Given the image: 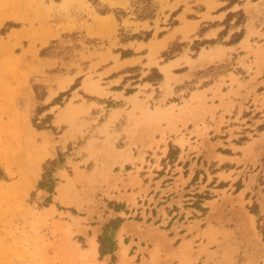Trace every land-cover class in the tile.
<instances>
[{
    "label": "rangeland",
    "instance_id": "obj_1",
    "mask_svg": "<svg viewBox=\"0 0 264 264\" xmlns=\"http://www.w3.org/2000/svg\"><path fill=\"white\" fill-rule=\"evenodd\" d=\"M99 1L109 9L128 6L127 0ZM157 1L160 14L153 21L118 22L113 13L100 14L91 0H0V264H264V243L249 210L258 211L264 225V0ZM185 19L197 24L190 38L194 25H184L161 51V59L154 48L147 55L149 63L157 64L182 54L184 65L173 71L182 76L169 71L163 75L150 66L139 79L143 68L129 67L121 71L127 74L122 84L130 81L125 93H133L138 81H147L156 95L160 85L167 87V94L173 88L168 100L180 103L193 91L207 88L199 92L198 101L209 107L217 100L209 86L218 83V91L223 88L225 98L237 100L238 108L227 113L226 120L220 117L215 130L213 116L202 117L177 138L170 135L147 151L143 165L152 163L153 175L143 171V165L96 166L100 160L95 153L82 151L92 133L59 124L53 106L63 107L81 85L92 92L90 81L98 70L93 62L106 60L103 51L127 57L120 50H130L135 55L127 44L161 37ZM171 20L176 24L170 26ZM219 23L223 27L216 38H203ZM140 31L151 32L150 38L121 41V36ZM238 43V52L207 65L198 61L203 47ZM169 49L174 54L165 58ZM35 85L45 92V105L65 94L48 110L53 115L50 129L32 125L33 117L47 113L35 116L41 103ZM78 90L80 101L101 105L93 112L100 120L105 109L117 104ZM96 90L104 94L99 84ZM123 144L119 139L116 146ZM171 147L173 158L167 159ZM58 152L66 154V164L56 171L59 181L45 205L49 194L36 185L43 164ZM131 169L144 182L158 180L155 187L171 186L170 193L162 197L160 190H153L156 205L123 197L127 187L119 175ZM109 178L112 182L103 187ZM110 186L115 190L109 194ZM205 193L208 199L197 197ZM167 198L174 202L161 206ZM116 217L123 222L114 258L101 257L97 236L103 224Z\"/></svg>",
    "mask_w": 264,
    "mask_h": 264
},
{
    "label": "crops",
    "instance_id": "obj_2",
    "mask_svg": "<svg viewBox=\"0 0 264 264\" xmlns=\"http://www.w3.org/2000/svg\"><path fill=\"white\" fill-rule=\"evenodd\" d=\"M180 14L182 12L177 15L178 19ZM217 19L221 18L216 17L215 21ZM194 23L192 19H185L184 23L180 21L178 25L168 30L161 37H151L148 41H135L134 43L127 44L128 47H131L136 52L135 55L121 57L119 53L110 52L107 54L105 51L102 52V55L106 56V60L100 61L98 58L93 62V65L98 67V70L96 73L97 76L90 81V86L93 89L92 92L86 91L82 85L78 89L82 88L83 92L91 96H97L99 97L98 99L107 98L117 102L115 106L104 110L103 120H100L99 115L93 114L101 105L93 101H80L81 94L78 89L71 92L68 101L63 107L59 105L53 106V109H55V119L60 120L59 124L68 126L74 124L79 128L78 133H84V130H87L86 132L89 134L90 132L92 133V137L86 141L82 151L88 152V154L95 153L96 160H100V164H96V166L107 167L111 162L109 167L112 168L117 166L124 167L125 164H131L132 167L140 168L141 165L147 163L145 157L147 151L153 150L156 145H161L163 139H166L170 135L177 138L180 133L190 128V124L198 123L202 117L208 118L211 115L214 118L215 125L213 129L215 130V127H220L218 125L220 117L226 120V114L238 108L239 102L233 99H228V101L225 98L226 93L223 88L218 91V83L209 86L210 90L208 91H212L214 95L213 99H217L211 105H208V102H206L209 107H203L202 103L198 101L199 92L207 91V88L193 91L189 98L185 99V102L181 101L180 103H172L168 100L174 93L173 88L167 94L166 92H169L167 87L160 85L161 92L156 95L155 88L147 81H138L132 86L135 89L133 93H125V89L130 85L128 84L130 81L125 85L122 84L123 76L127 74L121 73V71L129 67L140 65L143 68L139 79L147 73L143 70L150 66L156 67L163 75H165L164 71H169L176 77L182 76L173 72L184 65L185 59L182 54L176 55L167 62L162 60L157 64L149 63L147 55L150 53L151 48H154L155 56H160L158 60L161 59V51L166 49L169 43L178 36L180 28L184 25H194L193 31L188 35V38H190L197 28V24ZM220 24L206 31L203 38H216L223 27ZM238 47L239 43L235 45L214 44L203 47L201 48V53L200 51L198 53V61H203L205 62L203 65H207L210 62L228 56V52H238ZM142 49H145L146 52L138 54L137 52ZM213 53L215 55L208 58L209 54L211 55ZM88 82L86 81L85 83ZM97 84L103 88L104 94H98L99 91L96 90ZM118 86L121 87L118 88ZM193 95L198 96L193 97ZM259 95L258 101L263 97V93ZM206 96L210 99L208 94ZM246 100L247 97L244 101ZM228 102L231 104L228 105ZM58 106L59 108L57 109L56 107ZM76 112L78 113L77 115H75ZM119 139H123L124 142L121 147L116 146ZM171 140L174 142V137ZM101 156L104 157L101 158ZM106 156L108 159L105 158ZM98 157L99 159H97ZM144 165L142 166V170H150L153 175L152 168H150L152 163L147 168ZM143 176L146 177L149 174ZM119 177L120 182L125 183V187H127L124 193L125 196L123 197L133 196L136 201H138V198L142 199L143 204L147 202L148 204L156 205L155 203L158 198H155V192L153 190H160L158 195L162 197L170 193L169 187L171 186L165 188L155 187L159 182L158 180L144 182L140 174H135V169L125 170L120 173ZM109 182H112V178L103 182L102 186L107 188ZM116 187L118 189L122 188L119 187V182L116 183ZM128 187H132V191L129 192ZM114 190L115 188L110 186L108 188L109 194ZM164 201L166 204L161 205L164 207L174 202L168 200V198ZM154 205L152 207H155ZM123 229L126 230L125 227ZM93 246L96 251L95 244Z\"/></svg>",
    "mask_w": 264,
    "mask_h": 264
},
{
    "label": "trees",
    "instance_id": "obj_3",
    "mask_svg": "<svg viewBox=\"0 0 264 264\" xmlns=\"http://www.w3.org/2000/svg\"><path fill=\"white\" fill-rule=\"evenodd\" d=\"M58 1V0H57ZM128 6L126 8H114L109 9L107 6L100 3L99 0H91V3L95 5L97 11L100 14H108L113 13L118 22H121L123 18H128L134 21H153L160 14V4L157 0H127ZM174 16V15H173ZM176 21L171 20L170 26L175 25ZM11 27H14L12 24H7ZM162 33H160L161 35ZM151 36V32L140 31L139 33L127 34L121 36V41L126 42L129 40H148ZM45 49L41 52L44 54ZM122 56L131 55L130 50H120ZM174 51L169 49V51L164 52L163 56L165 58H171L173 56ZM39 86L35 85L33 87L36 99L41 103L38 104L35 110V116L42 114L43 112H47L41 119H37L33 117L31 119L32 125L37 130L50 129L52 128V120L53 115L48 112L50 106L59 103L60 97L65 94L60 93L57 98L54 99L53 103L43 104L42 101L45 97V92L41 89H38ZM71 88H75L73 85ZM174 151H172V147L169 149L167 154V159L173 158ZM66 164V154L58 152L57 156L52 159H48L42 166V173L39 181L37 182L36 188L46 191L49 194V197L46 199L48 205L50 203V199L52 194L54 193V188L59 181L55 176L56 171L65 168ZM238 188V186H237ZM197 197L201 199H208L210 196L208 193L200 194ZM200 210H205L201 206H197ZM118 210V209H116ZM250 212L256 216V228L258 233L260 234L261 240L264 243V225L260 224L263 220V217L259 214L258 211L254 210L252 207L249 208ZM123 219L120 217L111 218L107 222H105L101 228V233L97 236L98 243V253L99 256L112 255L114 258V253L117 250V241H116V233L118 228L122 224Z\"/></svg>",
    "mask_w": 264,
    "mask_h": 264
}]
</instances>
